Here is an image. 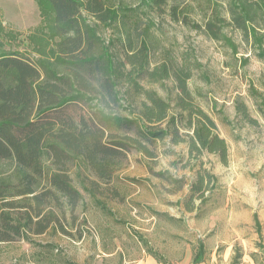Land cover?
<instances>
[{"label":"trees","instance_id":"obj_1","mask_svg":"<svg viewBox=\"0 0 264 264\" xmlns=\"http://www.w3.org/2000/svg\"><path fill=\"white\" fill-rule=\"evenodd\" d=\"M35 1L41 21L28 31L27 50L0 47V201L7 207L0 212V241L29 239L30 232H45L55 218L44 213L47 197H65L73 208L78 204L82 194L70 173L77 161H83L97 177L88 188L93 194L100 181L111 180L123 167L128 151L137 148L153 156L150 145L169 135L174 143L187 142L190 156L206 151L228 163L226 139L189 87L191 69L182 66L174 72L177 112L170 116L172 104L140 80L148 71L154 81L162 80L171 75L170 67L165 63L151 70L149 44L143 38L140 49L134 51L133 31L148 36L154 26L151 21L139 31L143 12L168 13L174 21L191 25L234 53L239 43L230 32H239L264 61V0H139L136 5L127 0ZM200 5L204 14L197 21L190 13ZM111 28L131 48L123 58L115 56L113 40L107 42L103 36L102 30ZM20 36L22 32L8 28L0 14V38L8 42ZM121 81L143 97L134 116L109 109L122 106ZM80 104L95 109L73 113L72 108ZM237 109L253 121L244 101L237 99ZM163 122L166 127L160 126ZM180 127L188 129V138L182 136ZM122 129H136L142 138L115 131ZM158 175L182 182L165 172ZM215 181L209 170L197 172L185 204L188 211L197 209V201H207ZM17 203L30 209L15 214ZM197 247L192 264L206 259L204 242ZM148 251L159 262L171 264L152 248ZM229 264H243L238 246Z\"/></svg>","mask_w":264,"mask_h":264},{"label":"rangeland","instance_id":"obj_2","mask_svg":"<svg viewBox=\"0 0 264 264\" xmlns=\"http://www.w3.org/2000/svg\"><path fill=\"white\" fill-rule=\"evenodd\" d=\"M127 1L133 5L139 2ZM203 8L196 6L191 17L201 20ZM145 12L139 31L151 21L154 26L148 36L133 31L134 51L145 38L150 47V69L166 63L171 75L154 81L148 71L140 79L142 84L156 89L172 104V116L177 112L174 104L178 94L174 72L182 66L191 69L189 87L226 139L228 163L206 151L190 156L188 143H174L169 135L150 145L153 156L137 148L128 151L123 167L111 180H99L93 194L88 188L97 177L83 161H77L70 173L82 194L78 204L73 208L65 197H47L44 213L55 217L49 228L43 233L30 232L29 239L0 241V264H165L149 248L171 264H192L200 242L206 247V259L200 264H229L235 246L241 250L243 264H264V61L237 31L230 32L239 43V51L234 53L191 25L174 21L168 13ZM0 14L8 28L22 32L18 41L0 38V47L27 50L28 31L41 21L36 1L0 0ZM102 33L107 42L113 40L115 56L123 58L129 47L121 42L119 32L111 28ZM118 89L122 106L111 105L109 109L134 116L143 97L124 81ZM237 99L245 102L253 121L238 111ZM94 109L80 104L72 112ZM115 131L142 138L136 129ZM180 131L188 138V129L180 127ZM204 169L216 177L215 185L207 192V201H197V209L190 212L185 205L190 185ZM158 172L182 182L161 177ZM4 204L0 201V212L7 208ZM17 204L15 214L30 209L27 204Z\"/></svg>","mask_w":264,"mask_h":264}]
</instances>
